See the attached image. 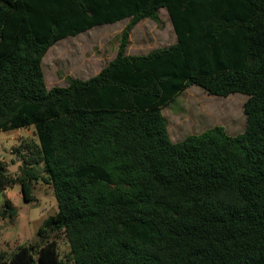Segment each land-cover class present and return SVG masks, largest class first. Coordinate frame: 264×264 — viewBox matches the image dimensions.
Instances as JSON below:
<instances>
[{
    "label": "trees",
    "instance_id": "trees-1",
    "mask_svg": "<svg viewBox=\"0 0 264 264\" xmlns=\"http://www.w3.org/2000/svg\"><path fill=\"white\" fill-rule=\"evenodd\" d=\"M163 8L178 42L128 56ZM128 19L97 76L47 88L51 47ZM191 86L247 96L245 131L173 142L162 110ZM30 127L20 175L0 159V194L20 184L31 203L42 181L59 212L0 264H264V0H0V133Z\"/></svg>",
    "mask_w": 264,
    "mask_h": 264
},
{
    "label": "rangeland",
    "instance_id": "rangeland-1",
    "mask_svg": "<svg viewBox=\"0 0 264 264\" xmlns=\"http://www.w3.org/2000/svg\"><path fill=\"white\" fill-rule=\"evenodd\" d=\"M162 26L149 20L137 26L130 37L129 55H146L153 50L167 47L171 38L165 33L170 17L160 11ZM128 20L118 22L110 30L98 29L89 35L69 38L53 46L43 60L47 88L66 87L67 78L87 80L96 76L102 66L116 56L122 30ZM165 33V34H164ZM247 96L233 94L229 97L209 95L197 86H191L166 107L164 114L170 123V136L179 142L188 135H198L216 126H222L230 136L246 129L244 105ZM183 125H186L182 131ZM38 142L34 127L0 133V159L10 173L19 176L23 163L16 149L27 155V144ZM42 171V166L38 167ZM31 203L24 199L20 184L0 194V210L9 203L17 212L14 219L0 217V253L9 258L21 246L39 242L38 232L45 221L59 212L52 187L42 181L33 183ZM62 258L70 252L65 237L59 240Z\"/></svg>",
    "mask_w": 264,
    "mask_h": 264
},
{
    "label": "crops",
    "instance_id": "crops-1",
    "mask_svg": "<svg viewBox=\"0 0 264 264\" xmlns=\"http://www.w3.org/2000/svg\"><path fill=\"white\" fill-rule=\"evenodd\" d=\"M161 10H166L165 8H163V9H161ZM160 10V11H161ZM160 11H159V14H160ZM166 12H167V10H166ZM168 13V12H167ZM169 15V14H168ZM170 17V16H169ZM161 18V17H160ZM145 21H149V19H147V20H144V21H142L141 23H143V22H145ZM152 21V20H151ZM162 21V20H161ZM123 22V21H122ZM154 22V21H153ZM141 23H139L137 26H139ZM112 25H114V24H111V25H104V26H98V27H95V28H93V29H91V30H89V31H87V32H85V33H82V34H80V35H78L77 37H79V36H82V35H89V34H91L92 32H94V31H97L98 29H102V30H106V29H108V30H110L111 29V27H106V26H112ZM136 26V27H137ZM135 27V28H136ZM135 28L132 30V32H131V34H130V37H131V35H132V33L134 32V30H135ZM124 30V29H123ZM122 30V31H123ZM165 33L166 34H168V36L171 38V43H170V45L169 46H167V47H163V48H160V49H167V48H169V47H171V46H173V45H175L177 42H178V39H177V35H176V33H175V29H174V26H173V23H172V21H171V18H170V23L169 24H166V28H165ZM164 33V34H165ZM70 38H76V37H70ZM67 39H69V38H67ZM67 39H64V40H67ZM64 40H62V41H64ZM61 42V41H60ZM59 43V42H58ZM57 44V43H56ZM55 44V45H56ZM54 45V46H55ZM52 48V47H51ZM50 48V49H51ZM160 49H156V50H160ZM118 51V50H117ZM153 51H155V50H153ZM152 51V52H153ZM149 54V53H148ZM148 54H146V55H148ZM127 55L128 56H138V55H129L128 54V49H127ZM116 56H117V53H116ZM116 56H114L110 61H109V63L107 64V65H105V66H102L101 68H100V70L98 71V72H96L95 74H96V76L105 68V67H107L115 58H116ZM141 56H145V55H141ZM44 71V70H43ZM95 77V76H94ZM93 78V77H92ZM88 80V79H87ZM84 81H86V80H84ZM69 85V84H68ZM67 85V86H68ZM66 86V87H67ZM168 107V106H167ZM165 109L166 108H164L163 110H162V113H163V115L165 116V114H164V111H165ZM166 117V116H165ZM168 122H169V120H168ZM185 127H187L186 125H183V127H182V131H183V129L185 128ZM168 131H169V134H170V123H169V125H168ZM201 134V133H200ZM171 137V136H170Z\"/></svg>",
    "mask_w": 264,
    "mask_h": 264
}]
</instances>
